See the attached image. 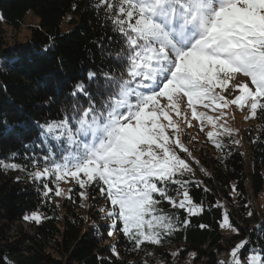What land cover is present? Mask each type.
<instances>
[{
  "label": "snow or ice",
  "instance_id": "obj_1",
  "mask_svg": "<svg viewBox=\"0 0 264 264\" xmlns=\"http://www.w3.org/2000/svg\"><path fill=\"white\" fill-rule=\"evenodd\" d=\"M97 7L121 37L107 53L113 63L88 72L95 91L84 81L73 85L76 99L62 109V119L37 122L47 155L32 159L36 170L29 175L53 178L57 197L65 194L61 181L85 190L98 186L110 204L101 211L113 230L136 248L145 241L160 244L178 220L162 202L189 215L204 211L185 178L195 176L190 160L199 164L183 142L193 121L201 131L211 126L207 138L220 149L221 137L240 143L231 139L239 130L228 124L233 107L247 109L245 119L258 112L264 119V0H98ZM0 166L22 169L3 160ZM43 186L48 196L53 189ZM80 196L88 199L86 191ZM25 219L39 223L41 216ZM220 226L239 232L227 212ZM247 243H237L219 264H242ZM247 264H264V248L250 251Z\"/></svg>",
  "mask_w": 264,
  "mask_h": 264
},
{
  "label": "trees",
  "instance_id": "obj_2",
  "mask_svg": "<svg viewBox=\"0 0 264 264\" xmlns=\"http://www.w3.org/2000/svg\"><path fill=\"white\" fill-rule=\"evenodd\" d=\"M97 4L98 0H0V160L22 166H0V264H185L189 256L195 263L219 264L229 260L230 250L246 238L249 243L240 260H246L250 251L259 253L264 248V213L258 217L254 212V219L242 211L251 193L258 194L264 186L260 112L241 132V140L233 132L231 139L239 144L221 137L224 146L218 149L206 132L195 131L202 139L199 143L183 137V142H192L199 161L190 160L195 176L185 177L190 181L189 193L204 211L189 215L162 202L178 220L176 230L163 236L160 244L145 241L136 248L118 229L113 230L105 215L110 204L98 186L85 190L72 181L67 193L57 197L53 178L35 180L29 175L36 170L32 159L47 155L40 146L37 122L62 119V109L76 99L70 95L73 85L84 81L95 91L96 81L89 82L88 72L113 63L107 53L119 47L121 37ZM29 11L38 18L29 37L7 42L5 25L18 29ZM78 100L87 105L83 96ZM39 162L42 166V159ZM196 181L202 183L197 186ZM44 184L53 189L48 196ZM82 191L88 199L80 196ZM234 203L242 205L233 211L225 208ZM34 212L41 216L39 223L25 219ZM225 212L238 234L226 235L221 228Z\"/></svg>",
  "mask_w": 264,
  "mask_h": 264
},
{
  "label": "rangeland",
  "instance_id": "obj_3",
  "mask_svg": "<svg viewBox=\"0 0 264 264\" xmlns=\"http://www.w3.org/2000/svg\"><path fill=\"white\" fill-rule=\"evenodd\" d=\"M37 23H38L37 16L32 11H29L25 15V17H24L23 21L21 22L20 27L18 29H13L10 26H6L5 25V29H6L5 38H6L7 42H12L14 40H17V41L26 40L29 37V35H30V28L35 26V25H37ZM247 111H248L247 109L242 111V110L236 109L234 107L231 109V113H232V115H234L235 118L234 119H229L228 120V124L232 128H235V129L239 130L238 131V136L241 135V132L244 130V128H246V130H248L250 128V126H252V123L250 121L251 118L245 119ZM196 124H197V122L193 121L194 127L190 128V129H187V132L189 133L188 136L190 138L193 137V136L196 137L195 140L197 141V143H199L202 139H201L200 135L197 134L195 131H197V132H206L207 133V131L210 130L211 126H206L204 128V130L201 131L199 129V127L195 126ZM239 139H240V136H239ZM184 143H185V145H187L189 147V149L191 150V152H192V154L194 156L195 152L193 153V144H192V142L189 141L187 143L186 142H184ZM263 176H264V171H263ZM60 185H61V188L64 189V192L66 194L69 182L61 181ZM64 195H62V196H64ZM233 198H234V194H233ZM234 200H235V198H234ZM241 205L242 204H240V203H234L233 207H226L225 206V208L228 209V210L231 209L233 211V210H236V209L240 208ZM250 211L252 212L251 216L248 215V213ZM242 212L248 218H254V219L256 218V216L254 215V212L257 214L258 217L261 214L264 213V186L258 192V194L253 195L251 193V198L249 199V203H244V209H243ZM231 232H232V230L230 228H224V233L226 235L231 234ZM248 256H249V254H248ZM248 256H247L246 260H241L243 264H247ZM184 262H185V264H204L202 262H198V263L193 262V260L191 259L190 256L187 257Z\"/></svg>",
  "mask_w": 264,
  "mask_h": 264
}]
</instances>
